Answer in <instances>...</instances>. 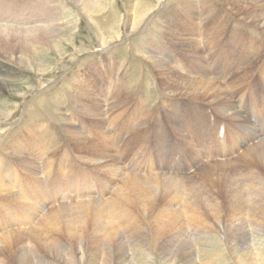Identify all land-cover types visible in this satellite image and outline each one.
Returning <instances> with one entry per match:
<instances>
[{
  "label": "rangeland",
  "instance_id": "374dc122",
  "mask_svg": "<svg viewBox=\"0 0 264 264\" xmlns=\"http://www.w3.org/2000/svg\"><path fill=\"white\" fill-rule=\"evenodd\" d=\"M98 1L103 3L105 10L100 14H96V16L94 15L89 21L84 11L81 10L82 8L72 0H0V26L14 27L20 30L17 35L15 34L16 38L11 41L10 48L3 51L0 47V70L6 69L9 73V75L8 73L0 74V78L29 87L25 95H0V106L14 107L18 105L19 111L17 110L11 119L13 121V117H15L14 121H16L22 115L26 104L29 103L31 106L26 112L25 120L35 123L38 126L39 133L47 136L49 139L47 143H50V146L46 147L48 150L45 157L41 158L40 155H33L31 151L26 153L39 166L37 177H35L36 175L28 177L23 165L12 160L10 154L3 152L4 154L0 153V156L4 157L10 166L17 170L21 179L32 180L37 178L41 183H45V180L48 179L47 172L49 171L44 172L46 166L42 162L47 161L55 149L59 150L57 155L55 153V156H53L55 163L51 170L48 184V189L52 191L53 196H55L54 193L56 194L57 200V202L51 201V207L58 208L61 204H69L75 201L79 192V189H76L77 187L82 192H79V194L84 195L82 198L88 200L94 199L104 202L111 194L109 192L110 186H107L106 180L105 184L101 185L100 180L96 179L98 178L96 177L97 174L104 176L103 172H100L98 168V170L92 168L90 163L79 162L80 152L75 150L78 149L76 146H72L71 142L66 139L64 145H59V142L67 136L64 132L66 124L64 121H71L77 127V130H80L88 139L108 135L118 142L119 135L122 133L123 136L119 139V143L116 142L114 149H112L114 151L113 154H116L117 163L121 164L124 170H132L133 173L135 172L138 175L150 177H155L158 174L166 176L167 173L171 172L187 178L194 177L200 172V168L204 164L237 162L248 147L250 148L260 142L261 138H264L262 135V127L264 128V29H259L253 23L245 21L239 14L237 15L227 5L221 3L220 0H192L194 19L198 29L197 38L199 39L202 56L199 59L202 63L200 70L202 72L206 70L208 72L207 75L212 76L214 79L218 78L217 80L229 89L228 94L234 103L235 110L241 114L242 118L240 122H235L228 117H224L218 108L204 97H166L158 92L157 79L159 80V78L157 72L152 70L150 65H145L141 60V55L146 51L151 50L154 52L157 50L162 55V57L160 56L162 59H166L168 63L175 67L177 73L181 72L194 78H200L203 74L193 61L196 58H192L187 54L183 46L171 43L165 34L148 29V33L145 36L135 39L131 43L129 41L121 43L119 46H115L113 50H110L109 53H104L103 56L102 54L97 55V53L90 56L95 51L94 49L100 47L99 40H97L99 35L102 36L103 34L106 37L105 39L121 37L122 40L126 39L127 41L126 22L123 23L121 21L120 23L119 19H124L128 11L134 12L136 6H153L157 3V0ZM179 1L168 0L159 15H163L161 13H166L169 10L171 11L172 7L177 5ZM262 1L264 2V0ZM127 3H130L128 4L129 6ZM133 6L134 8L132 9ZM235 8L237 9L236 6ZM175 13L168 14L167 12L168 16L164 15L163 21L170 25V17H181V13ZM51 23H53L54 27L60 25L65 28V31L69 30L65 34L69 41V48L67 47L66 50L70 55L67 63H56L57 66L50 73L40 75L23 67L16 60L9 59L10 56L16 59L17 57L20 58V53L26 52V44L31 46L32 50H36V53L47 49L50 46L51 36L46 24ZM74 24L75 28L73 27ZM39 25L47 28H32L39 27ZM22 29L28 30L22 31ZM119 29L121 30L119 31ZM68 34L71 35L69 36ZM148 40L150 42L148 45L149 49H143L144 42ZM144 50L146 51L144 52ZM89 51L90 54L87 55ZM51 54H49L48 58L55 59V54ZM39 59L43 60L44 58L41 56ZM65 72L67 75H63ZM78 74L83 80L92 81L90 86L93 87L88 89L89 92H87L92 94L99 103V111H103L102 128L93 125L91 119L82 114L83 111L80 110V106L76 105L78 103L74 100L75 91L70 87L69 83ZM123 83L133 85V88H135L129 93L124 91V93L117 96L122 91L120 88ZM42 87L43 89L36 95ZM243 95H245L244 104L246 105L241 108V106H237L238 103L236 102L242 99ZM254 102L257 114H260L263 118L259 122L261 126V131L259 130L260 136L257 138L254 135L248 136L247 141L237 147H231L232 144L230 143L229 145L220 144V146H216V133L219 125L225 124L227 130L228 128L236 130L235 133L241 135L246 133V131L243 132L245 128L243 129L242 124L248 125V127L254 125V123L250 124L247 121L251 118L249 107H252ZM59 111H62V116H59ZM52 113L55 114L52 115ZM26 123L21 125L20 135H26V131H24ZM9 125L0 124V131H4ZM114 127L117 128L118 133L115 131L116 128L113 132L111 131ZM17 132L11 138H7L6 141L9 139V141H12L19 133ZM51 134L52 139L49 137ZM234 136L233 134V138ZM4 137L5 132L0 138L1 146L4 145L5 147ZM227 139L230 141L231 133L227 135ZM100 142H103L102 139ZM127 143L129 147L126 145ZM119 145H122L121 150H118ZM217 148L220 150L219 153ZM240 150L241 152H238ZM66 151L70 155L67 160V166L62 168L59 165V160ZM182 152L187 153L189 157L181 156L179 159V155L183 154ZM234 154L235 156H233ZM121 156H123L122 159ZM221 157H226V159ZM189 159L190 163L187 162ZM176 160L184 162L183 165H177L178 169H176L174 163ZM237 166L239 167L240 164H237ZM84 169L88 172L89 178L94 181L92 189L88 185L87 188L86 185L66 183L71 175L74 174L77 177L85 171ZM258 170L253 171L254 176H249L250 178L241 174H238L237 177L235 176L236 180L233 183L234 192L231 195L224 192L227 190V182L224 180L221 181L222 184L219 183L215 188L212 187L210 190L201 193L205 204L214 203L218 205V212L211 211L207 206L202 210L206 216V221L210 224L208 228L203 229L182 223L178 230L166 233L160 241H165V238L171 240V242L165 243V247L175 244L174 248H176L180 242L185 244L189 250L192 264L196 262H198L196 264H208V262L211 264H235L231 254L224 248L227 245H236L235 243L238 245L243 241L252 246L257 242L264 249V194L257 197L254 193H251L252 197H249L247 195L248 189H245L249 188L250 183L255 181V177V182L261 181L264 187V170L260 168ZM200 179L201 176H197L194 179V183L202 182V179ZM194 185L190 180H187V182L182 183L181 188L188 193L191 188L195 187ZM102 186L103 188L101 189ZM239 187L240 189L243 187L244 191L242 195L238 194L237 196L235 192L240 190ZM172 190L173 186H169V184H163L162 187H159L155 197L156 205L148 213L149 220L164 205L165 208L168 205H173L172 198L174 194ZM231 203L237 206L241 205L242 210H232L230 207ZM257 204L261 208L260 211ZM254 206H257V208L253 209ZM216 213L218 217L215 216ZM137 215L142 217L141 212ZM18 216L24 218L22 214ZM143 225L144 240L141 236L134 234L131 242H128L125 247V257L126 259L132 258V264H149L146 260L149 257L156 256V253L159 254L164 248L160 246V248H157L158 250L154 248V250H151L152 253H149L145 246H141L144 241H146V244L150 242L149 236L151 234L146 225ZM244 236L245 238H243ZM62 241L65 242V239H62ZM69 249L70 247L66 248L65 252ZM89 250L90 248H87V253ZM92 253L100 260L106 255L100 249L95 251L93 249ZM39 256L43 257L44 261L35 260L37 264H64L62 261L52 260L42 251L39 252ZM214 257L217 258L215 259ZM36 263L34 262L33 264ZM87 263L93 264L90 261L85 264Z\"/></svg>",
  "mask_w": 264,
  "mask_h": 264
},
{
  "label": "bare ground",
  "instance_id": "6f19581e",
  "mask_svg": "<svg viewBox=\"0 0 264 264\" xmlns=\"http://www.w3.org/2000/svg\"><path fill=\"white\" fill-rule=\"evenodd\" d=\"M72 1L77 3L78 6L82 8L80 9L84 11L87 18H89V21L94 15L96 16V14H100L105 10L103 3L98 0ZM220 1L221 3L227 5L234 13L237 15L239 14L245 21L247 20L251 24L253 23L259 29H264V2L262 0ZM166 3H168V0H157V3L153 6H136L134 12H129L125 9L128 13L124 19H119V22L121 23L122 21L123 23H127H125L128 31L126 32L128 36L127 41L126 39L122 40L121 37H117V39H114V37L113 39H105L106 37L103 34L102 36L99 35L97 40H99L100 47L94 49L95 51L91 54L89 51L87 55L90 54V56H92L97 53V55L102 54L103 56L104 53H109L110 50H113L115 46H119L121 43L128 41L131 43L135 39L145 36L148 33V29H152L153 32L165 34L171 43H177L176 45L183 46L185 48L184 51H186L187 54H189L192 58H196L193 61L196 66L198 65L197 68H199V71L203 74L200 78H194L181 72L177 73L175 67L168 63L166 59H162V55H160L157 50L154 52L151 50H144V52H146L141 55V60L145 65H150V68L157 72V76L159 78V80L157 79L159 86V88H157L158 92L164 94L166 97H204L210 103L214 104L224 117H228L235 122H240L242 120L241 114L235 110L234 103L228 94L229 89L220 83V81L217 80L218 78L214 79L212 76L207 75L208 72H206V70H203V72L200 70L202 63L199 59L202 56L199 39L197 38L198 29L197 23L195 22L196 20L194 19L193 1L180 0L177 5L173 7L171 6L172 9L171 11H167L168 14L175 12L181 13V17H170V25L166 24V21H163V17L167 15L166 11V13H161L163 15H159ZM128 4L130 3H127V5ZM235 6L237 9L240 8L243 11L240 9L237 10ZM133 8L134 6L132 9ZM179 18L182 19L180 20ZM52 24L53 23L46 24L50 30L49 34L51 36L50 46L47 49L36 53V50H32V47L26 44V52L20 53V58L17 57L16 59L10 56L9 59L16 60L23 67L35 71L40 75L50 73L55 66H57L56 63H67L70 55L66 50L67 47L69 48V41L67 40L65 34L68 33L69 30L65 31V28L62 26L59 25L54 27ZM73 27L75 28V24ZM32 28L44 29L47 27L39 25V27ZM24 30L22 29V31ZM120 30L121 29H119V31ZM19 31L20 30L14 27L0 26V47L3 51L10 48L11 41L16 38ZM149 43V40L145 41L142 48L149 49ZM70 45L72 44L70 43ZM51 53L55 54V59L48 58ZM41 56H43V60L39 59ZM56 60L57 62H55ZM1 70L0 74L8 73V70L6 69ZM65 74L66 72L63 75ZM12 82L0 78V95L10 94L17 96L25 95L28 92L29 87H26L27 85L24 86L23 84ZM91 82V80H83L80 74H78L72 82L69 83L71 85L69 86L75 91L74 100L78 103L76 105L80 106V110L83 111L82 114L89 117L91 122H93V125L102 128L103 111H99V103L95 100L92 94L88 93V89L93 87L90 86ZM41 86L43 85L41 84ZM134 88L133 85L123 83L120 88L122 91L117 94V96L124 93V91L129 93ZM35 89L33 90L35 91ZM41 89H43V87L39 90L37 88L38 92L36 95L39 94ZM30 106L31 105L29 103L26 104L22 115L16 121H14L16 119L15 117H13V121H11V119L18 110V105L14 107L0 106V124L4 126L10 124L6 129H4V131H0V138L5 132L3 142L6 144L4 147V145L1 146L2 143H0V153L5 152L10 154L12 160L23 165L28 177H32L34 175L37 177L39 174V166L26 153L31 151L33 155H40L41 158L45 157L48 150L46 147L50 146V143H47V140H49L47 136L39 133V129L37 128L38 126L35 123L33 124L32 122L25 120V117L27 116L26 112H28ZM61 112H57L59 116H62ZM54 114L55 113H52V115ZM64 122H66L64 132L67 136L64 140L62 139V141L59 142V145H64L65 139L68 142H71L72 146H76L78 148L75 150L80 152L79 162H86V164L90 163V165L92 164V168L96 170L99 169L100 172H103L104 176L97 174L96 177L100 180L99 182L101 185L105 184L106 180L107 186H110V197L105 200V203V201L103 202L100 200H88L86 198H82L84 195L79 194L78 192L75 201L69 204H61L58 208L51 207V201L57 202V200L56 196L52 195V191L48 189V184L50 182L49 177L51 170L55 163L53 156L57 155L59 150L55 149L49 156L48 160L42 162V164L46 166V170L44 172L49 171L47 172L48 179L45 180V183H41L37 180V178L32 180L27 178L21 179L17 170H15L14 167H11L4 157L0 156V264H33L34 262L36 263V261H44V258L39 256L40 251L48 255L52 260H59L64 262V264H85L87 261L93 262V264H132V258L126 259L125 257V247L128 242H131L134 234L141 236L144 240L142 232L144 231L143 224L146 225L151 234L149 236L150 242L146 244V241H144L141 246H145V249H147L149 253H152V249L154 250V248H160V246L164 247L162 249L165 251L164 252L161 249L163 253L162 251L159 254L156 253V256L154 255L155 258L149 257L148 260H146L147 263L192 264L189 250L185 244L180 242L179 245L174 248L176 245H172L170 243L171 245L169 247H165V243H169L171 240L165 238V241H160L161 238L172 230H178L182 223L203 229L208 228V225L210 224L206 221V216L202 210L206 206L210 208L211 211L218 212L219 210L217 204H205L201 193L210 190L212 187L215 188L219 183L222 184L221 181L224 180L227 182V190L224 192L231 195V193L234 192L233 183L234 180H236L235 176L237 177L238 174H241L249 177L253 175V171H259V168L264 170V138H261L262 140L260 142L250 148L248 147L237 162L229 161L228 163L204 164L200 168V172L194 177L187 178L178 173L172 172L167 173V175L165 174L166 176L159 174L155 177L141 176L135 172L133 173L132 170H124L122 165L117 163L115 157L116 154L114 155V151H112L115 146L114 144L117 141H114L108 135H102L100 137L96 136L97 138L88 139V137L84 136L80 130H77V127L71 121ZM25 123L27 124L24 126L26 135H20V127ZM242 127L243 129L245 128L243 132L246 131L245 134H247V137L243 138L241 134L235 133L236 130L231 129V134L235 135L233 141V144L235 145L231 147L242 145L247 141L248 136L254 135L256 138L260 136V127H257L255 123L251 127L242 124ZM16 132L18 134L12 141H9L10 139L6 141L7 138H11ZM10 133L12 134L9 135ZM49 137L52 139V134ZM99 139H102L104 144L103 142L99 143ZM66 150L68 149L66 148ZM69 155L68 151H66L64 155L61 156V159L59 160L60 167L63 168L64 166H67L66 164L68 163L67 160ZM237 164H240V166L238 167ZM63 171L65 170L63 169ZM88 176L86 173H82L77 177L73 174L68 182L72 184L82 181L83 184H91V182L87 180ZM197 176H201L202 182L196 184L194 183V179ZM38 179H40V177H38ZM254 179L256 181V177ZM187 180H190L193 184H195V187L191 188L188 193L181 188L182 183L187 182ZM255 181H253L254 183H250L249 188H245L249 191H247V195L249 197H252L251 193H254L257 197L264 194L262 182ZM163 184L173 186L172 193L174 194V197L172 199L174 203L173 205L170 204L171 206L168 205L166 208L164 205L162 207L163 209L161 208L159 212L154 213L153 218L149 220L148 213L156 205L155 197L159 191V187H162ZM102 188L103 186L101 189ZM243 191L244 189L242 187L235 193L238 196V194L242 195ZM257 206L260 211L261 208L259 207V204H257ZM257 206H254L253 209L257 208ZM230 207L235 211L242 210L241 205L237 206L236 204L231 203ZM139 212H141L142 217L137 215ZM19 214L24 215V218L20 217L21 215L18 216ZM215 216L218 217V214L216 213ZM243 238H245V236ZM62 239H65V242L62 241ZM66 244L70 247L67 251L68 253L65 252V249L68 248ZM235 244L236 245H227V247L224 248L231 254L235 264H264V249L260 244H257L256 242L255 245L253 243L254 246H252L247 244L245 241L238 245L237 243ZM87 248H90L88 253ZM98 248L102 251V253H106L102 260L97 259L92 253L93 249L95 251L96 249L99 250ZM208 264L211 263L208 262Z\"/></svg>",
  "mask_w": 264,
  "mask_h": 264
}]
</instances>
